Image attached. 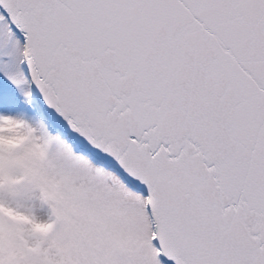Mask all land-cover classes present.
Segmentation results:
<instances>
[{
	"label": "snow or ice",
	"instance_id": "snow-or-ice-1",
	"mask_svg": "<svg viewBox=\"0 0 264 264\" xmlns=\"http://www.w3.org/2000/svg\"><path fill=\"white\" fill-rule=\"evenodd\" d=\"M0 264H264V0H0Z\"/></svg>",
	"mask_w": 264,
	"mask_h": 264
}]
</instances>
